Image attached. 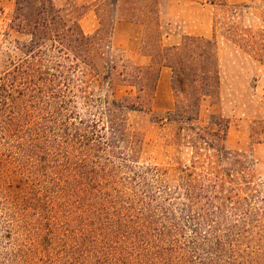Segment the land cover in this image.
<instances>
[{
    "label": "trees",
    "instance_id": "trees-1",
    "mask_svg": "<svg viewBox=\"0 0 264 264\" xmlns=\"http://www.w3.org/2000/svg\"><path fill=\"white\" fill-rule=\"evenodd\" d=\"M53 2L15 0L16 29L30 41L0 73L3 224L6 207L33 211L36 221L33 237L21 227L30 243L20 247L7 226L0 264H264V183L250 156L228 150L229 120L202 119L203 103L220 101L216 42L149 43L148 56L160 60L155 75L154 62L134 65L104 30L86 35ZM147 2L143 37H160L157 0ZM249 45L260 75L246 106L253 138L264 139V95L256 92L264 33ZM163 67L172 70L175 102L155 123L172 129L177 154L190 156L174 171L141 164L143 137L130 122L131 113L150 111ZM116 78L137 95L116 97Z\"/></svg>",
    "mask_w": 264,
    "mask_h": 264
},
{
    "label": "rangeland",
    "instance_id": "rangeland-1",
    "mask_svg": "<svg viewBox=\"0 0 264 264\" xmlns=\"http://www.w3.org/2000/svg\"><path fill=\"white\" fill-rule=\"evenodd\" d=\"M147 1L54 0L53 3L65 22L70 25L78 23L86 35L93 36L99 30H104L113 46L123 51L134 65L148 67L154 62L155 75L160 60H157L156 54L153 55V60L148 56L149 53L153 54L147 48L149 43L156 47L158 42H161L165 48H169L182 45L186 36L216 42L221 78L220 101L214 106L204 102L202 119L207 120L211 114H220L229 120L226 139L228 150L250 156L255 180L264 183V139L253 138L251 111L246 106L251 99L250 96L255 93L254 79L260 75L259 64L253 57L254 47L249 43L251 36L254 37L256 34L258 38L259 34L264 33L263 1L224 0L225 3L221 5L211 4L208 0H157L160 37L155 33L151 38L144 39L143 24H148L143 22L147 14ZM14 16L15 0H0V73L10 62L21 60L23 53L17 47L21 49V45L30 41V37L16 29ZM124 18L128 21L123 20ZM185 59L191 61L190 53L185 55ZM121 81L122 78L115 79L113 90H116V97L137 95L136 88L122 85ZM148 92H150L148 89L145 90L146 96L149 95ZM256 92L264 95L263 80L258 81ZM174 102L172 70L163 67L150 111L133 112L130 115L133 128L143 137L141 164L161 165L172 171L189 164V151L177 154V151L168 145L173 135L172 129H162L155 123V117L173 108ZM4 181L2 183L6 187ZM4 209L5 207H0V245L7 226L11 228L14 237L11 242L13 246L20 247L30 243L21 227L25 228L28 236H34L33 229L36 223L34 212L29 211L25 214L15 207H6L10 210V215L6 218L10 224L5 225ZM23 221H28L30 228L25 226ZM18 234L25 235L27 239L17 236ZM34 245L42 248L40 241ZM36 251L38 250L31 245L30 252L33 258L30 259L36 260Z\"/></svg>",
    "mask_w": 264,
    "mask_h": 264
}]
</instances>
